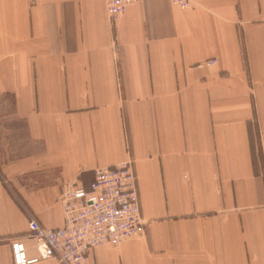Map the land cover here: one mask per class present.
<instances>
[{
	"label": "crops",
	"instance_id": "1",
	"mask_svg": "<svg viewBox=\"0 0 264 264\" xmlns=\"http://www.w3.org/2000/svg\"><path fill=\"white\" fill-rule=\"evenodd\" d=\"M190 1L0 0V264L125 160L145 232L89 264H264V0Z\"/></svg>",
	"mask_w": 264,
	"mask_h": 264
},
{
	"label": "built area",
	"instance_id": "2",
	"mask_svg": "<svg viewBox=\"0 0 264 264\" xmlns=\"http://www.w3.org/2000/svg\"><path fill=\"white\" fill-rule=\"evenodd\" d=\"M112 22L126 7L138 0H103ZM180 9H187L190 0H170ZM216 59L199 66L210 67ZM63 225L42 226L30 218L27 226L41 259H55L61 264H89L87 254L103 245L141 236L145 220L139 213L136 177L132 161L96 168L88 188L66 186L61 193ZM14 264H25L22 246L12 242Z\"/></svg>",
	"mask_w": 264,
	"mask_h": 264
},
{
	"label": "rangeland",
	"instance_id": "3",
	"mask_svg": "<svg viewBox=\"0 0 264 264\" xmlns=\"http://www.w3.org/2000/svg\"><path fill=\"white\" fill-rule=\"evenodd\" d=\"M1 121H3V122H6V119H4V120H1ZM134 170V169H133ZM135 174V173H134ZM29 220V219H28ZM144 232H145V227H144ZM144 234V233H143ZM142 236V235H141Z\"/></svg>",
	"mask_w": 264,
	"mask_h": 264
}]
</instances>
